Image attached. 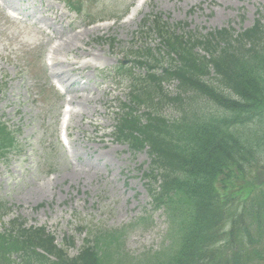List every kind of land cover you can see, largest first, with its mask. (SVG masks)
Wrapping results in <instances>:
<instances>
[{"label":"rangeland","instance_id":"obj_1","mask_svg":"<svg viewBox=\"0 0 264 264\" xmlns=\"http://www.w3.org/2000/svg\"><path fill=\"white\" fill-rule=\"evenodd\" d=\"M12 1L7 5L25 20H11L0 8V118L19 131L22 148L0 165V199L8 208L2 224L21 217L28 225L46 226L57 242L71 237L70 256L85 231L98 228H127L124 247L133 256L156 250L167 224L160 212H150L139 173L148 165L146 152L132 153L113 141L116 113L129 100L127 79L111 71L123 59L127 67L134 65L133 55L145 47L164 59L150 26L154 17L169 27L180 25L178 34L239 32L258 17L264 25V0H81L76 12L63 0ZM74 34L73 45L64 47ZM108 39L114 43L108 45ZM142 71L134 68L136 82ZM176 86L165 85V93L175 97ZM176 107L168 105L162 114L172 118ZM66 109L62 149L58 128ZM142 214L151 222L129 228Z\"/></svg>","mask_w":264,"mask_h":264},{"label":"trees","instance_id":"obj_2","mask_svg":"<svg viewBox=\"0 0 264 264\" xmlns=\"http://www.w3.org/2000/svg\"><path fill=\"white\" fill-rule=\"evenodd\" d=\"M153 28L172 65L157 75V59L138 56L152 87L131 91L114 139L134 152L148 149L143 177L152 210L168 222L164 245L132 256L124 231L98 230L70 257V239L57 246L45 227L14 220L0 233V264H264V26L257 19L239 33L198 38L169 33L159 18ZM170 79L203 101L158 92ZM168 102L180 103L172 120L160 113ZM14 146L0 124V161Z\"/></svg>","mask_w":264,"mask_h":264},{"label":"bare ground","instance_id":"obj_3","mask_svg":"<svg viewBox=\"0 0 264 264\" xmlns=\"http://www.w3.org/2000/svg\"><path fill=\"white\" fill-rule=\"evenodd\" d=\"M10 4H12V0H7ZM77 37H78V35H73L72 36V39L71 40H69V42L68 43H64L63 45H64V47L65 46H67V47H71L72 45H73V42L77 39ZM56 50H57V48H56ZM56 50H55V52H56ZM56 74V73H55ZM57 75V74H56Z\"/></svg>","mask_w":264,"mask_h":264}]
</instances>
